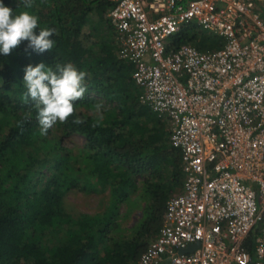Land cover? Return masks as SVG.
Wrapping results in <instances>:
<instances>
[{
    "label": "trees",
    "instance_id": "1",
    "mask_svg": "<svg viewBox=\"0 0 264 264\" xmlns=\"http://www.w3.org/2000/svg\"><path fill=\"white\" fill-rule=\"evenodd\" d=\"M3 3L14 16L22 11L38 16L37 35L40 28L57 32L49 37L54 48L43 53L28 48V41L10 55L0 53V264H136L161 226L172 190L182 186L183 172L170 128L140 101L134 66L119 57V43L92 22L97 10L111 31L106 15L112 4L32 0L25 9L19 0ZM183 43L209 50L222 39L189 25L172 38L173 47ZM41 62L53 70L72 63L87 73V90L74 102V115L47 136L40 135L33 102L23 99L25 68ZM96 104L103 105L104 119L93 128ZM76 116L85 123L75 124ZM73 134L84 136L82 148L63 146V138ZM140 182L147 205L138 226L126 234L122 208ZM74 188H109L111 202L102 213L73 216L65 197Z\"/></svg>",
    "mask_w": 264,
    "mask_h": 264
},
{
    "label": "built area",
    "instance_id": "2",
    "mask_svg": "<svg viewBox=\"0 0 264 264\" xmlns=\"http://www.w3.org/2000/svg\"><path fill=\"white\" fill-rule=\"evenodd\" d=\"M107 1L119 57L169 120L183 172L136 264H264V0ZM189 25L222 45L173 47Z\"/></svg>",
    "mask_w": 264,
    "mask_h": 264
},
{
    "label": "clouds",
    "instance_id": "3",
    "mask_svg": "<svg viewBox=\"0 0 264 264\" xmlns=\"http://www.w3.org/2000/svg\"><path fill=\"white\" fill-rule=\"evenodd\" d=\"M20 6L30 9L32 0H19ZM38 26V16L30 11H22L14 16L13 9L0 0V53L10 55L22 41H28V48L38 53L53 49L54 40L49 37L56 34L57 30L39 27L37 35L34 30ZM86 76L85 71L78 70L72 63L58 64L56 70L46 67L43 62L34 67L26 66L23 81L27 92L23 99L26 103L31 100L37 110L41 136H47L49 129L58 122H67L68 118L74 115V102L83 99L87 90ZM92 115L95 118L92 127L95 128L104 119L103 105L96 104ZM73 122L83 125L85 120L76 116ZM261 188L264 190V184ZM260 254L264 256V250H261Z\"/></svg>",
    "mask_w": 264,
    "mask_h": 264
},
{
    "label": "rangeland",
    "instance_id": "4",
    "mask_svg": "<svg viewBox=\"0 0 264 264\" xmlns=\"http://www.w3.org/2000/svg\"><path fill=\"white\" fill-rule=\"evenodd\" d=\"M91 19L93 23H97L98 26L102 29V33L107 36V38H114L117 44L118 42V34L116 30L112 27L111 31L108 29L102 21H100V14L97 10L91 13ZM108 16L106 15V18ZM91 24V23H90ZM111 34V35H110ZM141 93V92H140ZM140 97V95H139ZM156 115L161 118L164 122H166L168 129L170 128V122L167 118L162 117L156 113ZM63 146L68 148H77L83 147L86 143L84 136L79 134H73L63 138ZM140 188L131 196V199L124 203L123 205V214L126 215V218L123 222V227L125 229L126 234H131L132 231L138 226L141 219L143 218L144 208L147 205L148 199L141 196L142 192V182L139 183ZM91 188V185H89ZM181 187L178 186L176 189L172 190L170 196L180 192ZM111 202L110 189L104 188L97 192H87L84 190H80L79 188H74L69 191L65 197V208L68 212H70L73 216H78L82 213H90L97 214L102 213L107 209ZM163 219V218H162ZM162 222V221H161ZM152 230L157 229V224L152 222L151 225ZM154 235L151 236L149 242L154 238ZM148 242V244H149ZM148 244L145 246H148ZM144 249V250H145Z\"/></svg>",
    "mask_w": 264,
    "mask_h": 264
},
{
    "label": "water",
    "instance_id": "5",
    "mask_svg": "<svg viewBox=\"0 0 264 264\" xmlns=\"http://www.w3.org/2000/svg\"><path fill=\"white\" fill-rule=\"evenodd\" d=\"M198 246V244H195V245H192V246H190V247H188V248H186L184 251L186 252V251H192L195 247H197ZM183 252V251H182Z\"/></svg>",
    "mask_w": 264,
    "mask_h": 264
}]
</instances>
